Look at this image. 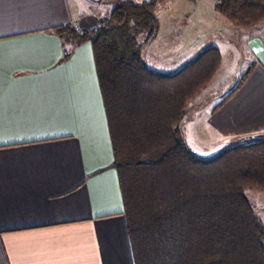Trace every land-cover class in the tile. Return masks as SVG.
Listing matches in <instances>:
<instances>
[{
	"label": "crops",
	"instance_id": "obj_1",
	"mask_svg": "<svg viewBox=\"0 0 264 264\" xmlns=\"http://www.w3.org/2000/svg\"><path fill=\"white\" fill-rule=\"evenodd\" d=\"M95 3L0 0V264H134L91 45L58 32L101 21ZM261 34L220 138L264 133Z\"/></svg>",
	"mask_w": 264,
	"mask_h": 264
},
{
	"label": "trees",
	"instance_id": "obj_2",
	"mask_svg": "<svg viewBox=\"0 0 264 264\" xmlns=\"http://www.w3.org/2000/svg\"><path fill=\"white\" fill-rule=\"evenodd\" d=\"M165 1L115 0L95 32L58 31L91 45L134 264H264V223L246 196L264 191V135L211 157L189 150L188 104L211 83L221 55L210 46L172 73L151 70L143 52ZM213 1L233 26L264 23V0Z\"/></svg>",
	"mask_w": 264,
	"mask_h": 264
},
{
	"label": "rangeland",
	"instance_id": "obj_3",
	"mask_svg": "<svg viewBox=\"0 0 264 264\" xmlns=\"http://www.w3.org/2000/svg\"><path fill=\"white\" fill-rule=\"evenodd\" d=\"M95 1L92 7L98 9L101 16L112 8L104 3L113 0ZM213 6V0H166L158 5L155 14L159 32L143 52V59L151 70L168 74L191 60L201 49L213 46L219 50L221 65L211 83L188 104L187 119L182 126L189 150L199 157H211L235 141L218 137L213 125L218 120L213 113L214 106L238 85L252 60L247 43L262 35L264 29V23L233 26L217 14ZM250 141L242 140L244 143ZM246 196L264 223V191L249 189Z\"/></svg>",
	"mask_w": 264,
	"mask_h": 264
},
{
	"label": "built area",
	"instance_id": "obj_4",
	"mask_svg": "<svg viewBox=\"0 0 264 264\" xmlns=\"http://www.w3.org/2000/svg\"><path fill=\"white\" fill-rule=\"evenodd\" d=\"M101 25V21L92 23V24H81V25H77L75 26L74 30L76 31V33H91V32H95Z\"/></svg>",
	"mask_w": 264,
	"mask_h": 264
},
{
	"label": "water",
	"instance_id": "obj_5",
	"mask_svg": "<svg viewBox=\"0 0 264 264\" xmlns=\"http://www.w3.org/2000/svg\"><path fill=\"white\" fill-rule=\"evenodd\" d=\"M264 135V134H263Z\"/></svg>",
	"mask_w": 264,
	"mask_h": 264
}]
</instances>
